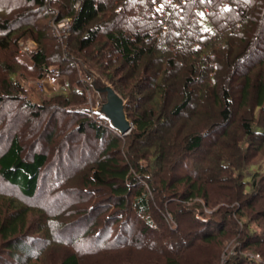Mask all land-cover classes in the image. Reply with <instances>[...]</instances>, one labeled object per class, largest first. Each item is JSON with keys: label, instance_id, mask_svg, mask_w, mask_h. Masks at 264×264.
Returning a JSON list of instances; mask_svg holds the SVG:
<instances>
[{"label": "trees", "instance_id": "16d2710c", "mask_svg": "<svg viewBox=\"0 0 264 264\" xmlns=\"http://www.w3.org/2000/svg\"><path fill=\"white\" fill-rule=\"evenodd\" d=\"M24 1L32 7L29 13L48 9L49 3L58 6L54 23L69 19L64 45L53 43L49 50L46 30L15 27L0 11V54L14 50V34L24 28L21 33L37 43L32 66L38 77L53 65L83 62L129 100L133 123L131 133L120 137L87 109L85 93L75 91L85 103L68 111L79 114L78 129L83 133L90 120L98 139L106 142L77 176L84 198L109 196L84 211L93 214L102 208L104 213L111 207L112 215L96 222L103 228H89L68 241L77 251H69L58 264H86L87 256L74 246L85 242L83 251L91 252L96 264H211L201 256L202 247L225 235L228 226L243 228L245 251L264 253V164L254 163L258 157L264 161V53L258 52L264 38V0ZM250 54L260 56L242 72ZM0 67L8 70L9 65ZM14 73L10 70L9 79H0V104L7 96L23 101ZM77 85L91 90L86 79ZM55 99L60 110L71 104L68 96ZM50 106L25 103L35 118ZM219 126L224 128L216 148L185 168L195 153L204 152L206 138ZM48 160L46 152L27 157L14 136L0 153V188L8 183L31 199ZM29 207L7 214L0 206V260L38 264L30 261L40 250L28 226ZM50 212L55 215L48 218L54 237L58 209ZM117 223H122V232L109 237ZM245 251L229 264H264Z\"/></svg>", "mask_w": 264, "mask_h": 264}, {"label": "rangeland", "instance_id": "374dc122", "mask_svg": "<svg viewBox=\"0 0 264 264\" xmlns=\"http://www.w3.org/2000/svg\"><path fill=\"white\" fill-rule=\"evenodd\" d=\"M30 8L25 5L24 0H0L1 15L11 19L14 23L13 26L19 28L25 25L24 27L29 26L36 29L38 27V29L46 30L50 35V39L45 40L48 43L49 50H52L54 44L64 45L65 36L62 35L63 32L67 31L69 25L64 28L60 27L61 21L54 23V12H57L58 6L49 3L48 9L34 8V13L27 12ZM64 22L69 24V19H65ZM22 29L24 28L19 29L14 34L13 40L14 42L17 41L13 45L14 50L0 54V65H9L8 70L0 67V69L5 70L3 71V75H6L9 79V71H15L13 79L15 83L20 85L18 94L24 101L15 100L16 98L7 96L0 104V153L5 150L14 136H19L27 157L31 153L46 152L49 154V160L46 168L42 170V178L35 196L31 199H26L21 196L16 187L4 183L0 188V206L3 212L7 214L13 211L15 207L28 208L31 206L29 209H32V212L30 211L28 214V226L30 227V231L34 233L33 236L35 238H32V241L38 243L36 250H40V253H38L36 259L31 258L30 261L31 263L38 264H58L62 260V257L69 254V251H77L71 247L72 245L68 241H71L72 238L76 239L77 236L89 228L92 230L103 228V224L99 227V224L96 225V222L99 221L101 223L102 220H105L104 218L112 215L111 207L104 213L101 211L102 208L93 214L84 211L95 204H99V202L101 203L109 195L86 199L80 195L78 190L81 186H79L80 183H78L79 178L77 175L91 166L92 159L103 151L106 142L98 139L96 131L90 126V120L85 131L81 133L82 130L78 129L80 122L78 120L79 114L68 112L74 111V107L85 104L81 102V98L78 94H75V91H79L80 93L83 91L85 93L88 99V109H93L96 106V96L94 98L91 93L93 90L91 88V90H85L83 86L77 85L78 81L83 83L84 79H86L83 72L84 63L74 61L73 63L67 62L65 64L53 65L38 77L37 72H35L32 66L33 51L36 50L37 43L33 38L25 37L24 32L21 33ZM259 45L258 52L264 53V38L260 41ZM256 47L257 45L254 48L256 49ZM50 52L52 54V51H48L49 54ZM251 54L249 55L250 57ZM249 56L242 64V68L240 69L242 72L255 63L260 55L251 58ZM241 71H238L237 76L241 75ZM3 75L0 70V79ZM57 95L68 96V99L71 100V104L61 109L62 111L60 110L62 106L54 104L58 101V99H55V97H58ZM27 102L36 104L37 106H46L51 103L52 106H50L48 112H42L43 115L40 118H35L29 109L25 107V103ZM223 128L219 126L215 130L212 129V131L216 132L206 138L202 149L204 152L195 153L194 158L190 162L199 158L201 159L207 151L214 148ZM50 135L52 137L51 140H47ZM60 143H63L64 147L61 146L60 150L57 151V146ZM121 146L123 148L124 144L122 143ZM254 163L259 165L260 163L264 164V161L261 157H258ZM193 166V162L189 163L187 161L185 168ZM255 169L257 167L253 168V170ZM261 203V198L255 202V211ZM43 209L46 212L58 209L57 215L59 217L56 218L59 222L58 224L64 225L68 229L63 231L58 225L57 230H55L57 231V235L55 233V236L51 237V234L53 235V232L50 231L52 225H49L48 218H53L51 216L55 215L52 214L53 212H50L51 215L47 213L42 214L41 212H44ZM41 218L44 219L41 220ZM263 221H260L262 225H264ZM122 226V223L115 224L108 233V236H119L123 229ZM190 226H192V229L189 227L190 231H195L194 225L190 224ZM256 227V225H253V228L256 229ZM37 228H41L42 232L37 233ZM239 229H233L230 226L226 227L225 235L214 240L211 245L202 247L201 256L204 255L211 264H229L232 257L242 255L241 252L245 251L243 244L240 243V239L243 238V234L241 233L243 228L240 227ZM184 234L185 232L181 235ZM74 246L81 249L79 252L87 256L86 264H96L97 261L92 258V253L87 251V249L83 251L84 247L88 246V242ZM254 250L256 249H249L250 252L245 251L246 256L249 258L255 257L260 262H264V258L258 253L264 254L263 251L257 249V252L255 251L256 253H254ZM75 251L74 253H76ZM191 252L188 255H191ZM103 263L104 261L99 264ZM0 264L24 263L9 262L7 259H4L0 260Z\"/></svg>", "mask_w": 264, "mask_h": 264}, {"label": "water", "instance_id": "95a60500", "mask_svg": "<svg viewBox=\"0 0 264 264\" xmlns=\"http://www.w3.org/2000/svg\"><path fill=\"white\" fill-rule=\"evenodd\" d=\"M83 72L96 96L95 108L87 109L106 121L120 136L128 135L133 128L127 112L129 100L125 99L106 78L85 64Z\"/></svg>", "mask_w": 264, "mask_h": 264}, {"label": "built area", "instance_id": "2783aa9c", "mask_svg": "<svg viewBox=\"0 0 264 264\" xmlns=\"http://www.w3.org/2000/svg\"><path fill=\"white\" fill-rule=\"evenodd\" d=\"M69 24L65 23L64 20L61 21L60 27H68Z\"/></svg>", "mask_w": 264, "mask_h": 264}]
</instances>
